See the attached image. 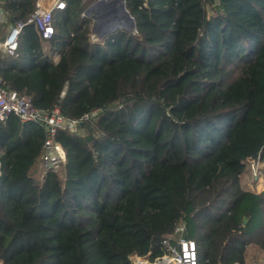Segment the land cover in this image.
<instances>
[{
    "label": "trees",
    "instance_id": "16d2710c",
    "mask_svg": "<svg viewBox=\"0 0 264 264\" xmlns=\"http://www.w3.org/2000/svg\"><path fill=\"white\" fill-rule=\"evenodd\" d=\"M2 1L10 27L36 2ZM66 3L51 39L28 24L0 52V79L37 109L98 113L57 131L63 177L33 176L43 127L0 121V263L128 264L182 221L198 264L264 253V191L242 180L264 162V0H125L137 33L97 42L86 0Z\"/></svg>",
    "mask_w": 264,
    "mask_h": 264
},
{
    "label": "built area",
    "instance_id": "2783aa9c",
    "mask_svg": "<svg viewBox=\"0 0 264 264\" xmlns=\"http://www.w3.org/2000/svg\"><path fill=\"white\" fill-rule=\"evenodd\" d=\"M66 4V0H36L35 8L27 19L17 21L8 29L3 39L0 36V52L6 56H14L18 46V36L23 27L28 24L35 26L41 40L51 39L54 35V11L64 9ZM82 15H85V12ZM6 22V9L3 1L0 0V28ZM90 41H98V36L92 31ZM63 94L64 92H62ZM97 113L98 110H95L78 118H69L61 114L58 108L51 111L37 109L33 106L29 95L4 87L0 79V121H5L13 115L21 123H36L45 129L46 136L37 160L39 162L37 166L35 165L41 178L48 172L57 173V170L64 166L66 162L65 150L56 139L57 131L76 133L83 122L94 118ZM249 162L248 172L253 177L263 167L264 162L260 154L250 159ZM151 254V251L143 256L135 253L130 254L128 264H198L199 261L197 243L193 238L188 237L187 225L183 221L178 222L172 232L162 237L159 253L153 257H151ZM217 264L222 263L218 262ZM230 264H256V261L251 259L247 263L245 261H234Z\"/></svg>",
    "mask_w": 264,
    "mask_h": 264
},
{
    "label": "water",
    "instance_id": "95a60500",
    "mask_svg": "<svg viewBox=\"0 0 264 264\" xmlns=\"http://www.w3.org/2000/svg\"><path fill=\"white\" fill-rule=\"evenodd\" d=\"M85 15L91 17L92 32L103 38L115 30L125 29L137 33L133 17L128 12L125 0H96Z\"/></svg>",
    "mask_w": 264,
    "mask_h": 264
},
{
    "label": "rangeland",
    "instance_id": "374dc122",
    "mask_svg": "<svg viewBox=\"0 0 264 264\" xmlns=\"http://www.w3.org/2000/svg\"><path fill=\"white\" fill-rule=\"evenodd\" d=\"M95 1L96 0H86L85 11L87 9H89V7H91V5ZM208 3H209L208 6L210 7V5H212V4L210 2H208ZM38 162L39 161H36V163H35L36 166H37ZM263 164H262V166H264ZM32 173L34 174L33 175L34 177H38V175L40 174L36 170L35 167H34V169H32ZM57 174L60 177H63V166H61V168L57 170ZM242 180H243V182H245V184L248 185V187H250L252 189L253 192L264 191V167L263 168L261 167V169H259V171H257L253 177L248 172V168H246L244 170V173L242 174ZM253 181H254V183H253ZM251 259L255 260L256 264H264V253L254 245L247 246V248L245 250L244 261H245V263H247Z\"/></svg>",
    "mask_w": 264,
    "mask_h": 264
},
{
    "label": "crops",
    "instance_id": "0c3cea01",
    "mask_svg": "<svg viewBox=\"0 0 264 264\" xmlns=\"http://www.w3.org/2000/svg\"><path fill=\"white\" fill-rule=\"evenodd\" d=\"M10 28V26H8V25H3V27H1L0 28V36H1V38L3 39L4 38V36L6 35V33H7V31H8V29ZM55 60H58V57L56 56L55 58H54ZM1 264V263H0Z\"/></svg>",
    "mask_w": 264,
    "mask_h": 264
}]
</instances>
